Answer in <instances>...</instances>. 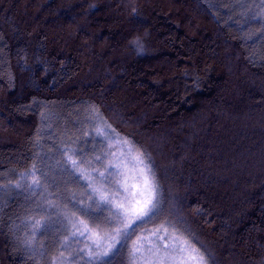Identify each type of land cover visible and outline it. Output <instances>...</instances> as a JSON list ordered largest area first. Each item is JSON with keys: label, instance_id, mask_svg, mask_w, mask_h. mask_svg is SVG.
<instances>
[{"label": "trees", "instance_id": "trees-1", "mask_svg": "<svg viewBox=\"0 0 264 264\" xmlns=\"http://www.w3.org/2000/svg\"><path fill=\"white\" fill-rule=\"evenodd\" d=\"M109 133L151 167L154 223L264 264V0H0V264L50 263L68 157L100 178Z\"/></svg>", "mask_w": 264, "mask_h": 264}, {"label": "rangeland", "instance_id": "rangeland-1", "mask_svg": "<svg viewBox=\"0 0 264 264\" xmlns=\"http://www.w3.org/2000/svg\"><path fill=\"white\" fill-rule=\"evenodd\" d=\"M107 135L109 137V154L106 157L105 167H109L114 175L108 176L106 180L102 181L101 178H98V172L93 171V169L96 170L97 163L89 164L90 160H80L76 167H72L77 177L75 191L71 188L73 181H70L67 191L65 188V192L55 193L70 212L64 207H59V209L48 207V217L52 221L58 220L51 225H55L56 229H59L57 240L60 246L50 258L49 264H99L120 250L123 253L127 251L131 264H159L161 257L165 259V264H181L182 258L185 264H195V261L189 257L197 253L202 255V253L188 238L172 227L167 225L170 237L174 235L176 241L174 244L170 238L167 241L169 245L167 249H164L163 244L151 235L163 224L154 223V221H158L157 215L146 223L135 222L132 228L128 229L129 235L126 241L121 240V237L116 234V230H123L124 225L133 215V213H125V209L129 204L134 209L137 207V201L132 198L143 190L145 176L140 171L143 165H140L136 160L140 153L131 144L124 143L125 141L118 136H113L112 133ZM143 159L145 164H148L144 156ZM51 168L54 169V171L51 170V174L55 180L59 173L55 172V167ZM59 171L58 169L57 172ZM82 173L84 175L90 173L94 176L86 180ZM73 194L78 200L72 198ZM106 194H108L106 198L110 203L103 204L101 201ZM90 196L92 199H89ZM141 198L146 197H137V199ZM108 207L109 209H107ZM74 214H78L77 217ZM83 218L91 221L87 220V222ZM85 224L87 229L84 227ZM27 230L30 234L32 233L30 228L27 227ZM81 231L84 232L83 236L78 234ZM73 233L77 234L74 236ZM66 237L67 239H65ZM42 243L44 242L42 241ZM123 244H126L127 249H124ZM154 244L159 245L160 252H156ZM111 245H115V247H110ZM181 246L185 248V251H179ZM173 247H175V251H173ZM150 249L151 251H149ZM104 252H108V255L102 256L98 260L96 257Z\"/></svg>", "mask_w": 264, "mask_h": 264}, {"label": "snow or ice", "instance_id": "snow-or-ice-1", "mask_svg": "<svg viewBox=\"0 0 264 264\" xmlns=\"http://www.w3.org/2000/svg\"><path fill=\"white\" fill-rule=\"evenodd\" d=\"M98 134L100 135H105L100 129L97 130ZM124 143H129L125 141ZM69 160H71V163L73 164V167H76L77 161L72 159V156L68 157ZM100 156H96L95 160L97 162L101 161ZM136 160L140 165H143V167L140 169L141 173L145 176V181H144V188L141 192H138L135 196H133V200L137 201V207L134 209L131 204L125 209V213H133V215L128 219V223L124 225V229H117L116 234L121 237V240H127V237L129 235L128 229L132 228L133 224L135 222H141V223H146L150 221L153 217H155L159 211H160V199L158 195V190H157V185L154 180V173L152 172L151 167H149L148 164H145L144 159H143V153H140L139 156L136 157ZM89 164L92 163V161H88ZM115 167V166H112ZM93 171H96L93 169ZM107 174V175H106ZM100 178L102 181L106 180L108 176L114 175V173L111 171L109 167H105L103 172L99 173ZM82 176L84 179H90L91 174L89 173L88 175H84L82 173ZM35 184H39L38 180L33 181ZM19 186V185H17ZM95 191V190H94ZM137 197H146V198H141L137 199ZM89 199H92L90 196ZM101 203L103 204H108L110 201L107 198L102 199ZM123 207V205H121ZM83 223V222H82ZM85 229H87V225H84ZM77 233H73L75 236ZM80 236L84 235V232L81 231L78 233ZM153 237H156L160 243L163 244L164 249H167L169 247L167 241L171 238L173 243L175 244L176 237L173 235L170 237L169 231H168V226L165 224H161L154 232L151 234ZM67 239V237L65 238ZM117 243H120V241H117ZM110 247H115V245H111ZM156 252H160L161 249L159 245L154 244ZM136 251H139V249H136ZM151 251V249L149 250ZM173 251H175V247H173ZM180 252L185 251V248L183 246L180 247L179 249ZM108 252H104L101 255L97 256L96 258L99 260L101 259L102 256H107ZM189 259L194 260L195 264H207V260L203 255L196 254ZM102 264H107L106 261H102ZM159 264H165V259L161 257L159 259ZM181 264H185L183 258L181 259Z\"/></svg>", "mask_w": 264, "mask_h": 264}]
</instances>
